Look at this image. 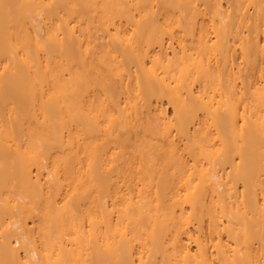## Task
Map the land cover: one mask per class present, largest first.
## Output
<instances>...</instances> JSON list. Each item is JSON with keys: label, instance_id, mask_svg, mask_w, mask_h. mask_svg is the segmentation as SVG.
Wrapping results in <instances>:
<instances>
[{"label": "bare ground", "instance_id": "obj_1", "mask_svg": "<svg viewBox=\"0 0 264 264\" xmlns=\"http://www.w3.org/2000/svg\"><path fill=\"white\" fill-rule=\"evenodd\" d=\"M0 264H264V0H0Z\"/></svg>", "mask_w": 264, "mask_h": 264}]
</instances>
